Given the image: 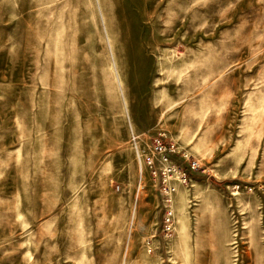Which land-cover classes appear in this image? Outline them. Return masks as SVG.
Masks as SVG:
<instances>
[{
    "label": "rangeland",
    "instance_id": "374dc122",
    "mask_svg": "<svg viewBox=\"0 0 264 264\" xmlns=\"http://www.w3.org/2000/svg\"><path fill=\"white\" fill-rule=\"evenodd\" d=\"M0 264H264V0H0Z\"/></svg>",
    "mask_w": 264,
    "mask_h": 264
},
{
    "label": "built area",
    "instance_id": "2783aa9c",
    "mask_svg": "<svg viewBox=\"0 0 264 264\" xmlns=\"http://www.w3.org/2000/svg\"><path fill=\"white\" fill-rule=\"evenodd\" d=\"M176 151V143L161 132L153 135L148 150L145 151L136 147V156L141 170L148 169L151 171L157 181L161 178L159 185L164 210L161 221V232L164 238H169L173 231L174 218L172 205L173 193L175 192L174 187L166 184L164 175L166 171L181 168L180 165H176L172 161V156ZM187 167L189 170L182 167V181L186 180L189 172H194L198 168V164L195 161H189Z\"/></svg>",
    "mask_w": 264,
    "mask_h": 264
}]
</instances>
